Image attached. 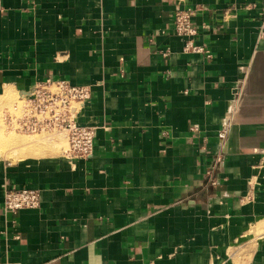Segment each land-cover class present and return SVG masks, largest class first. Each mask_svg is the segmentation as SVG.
Returning a JSON list of instances; mask_svg holds the SVG:
<instances>
[{
  "label": "crops",
  "instance_id": "obj_1",
  "mask_svg": "<svg viewBox=\"0 0 264 264\" xmlns=\"http://www.w3.org/2000/svg\"><path fill=\"white\" fill-rule=\"evenodd\" d=\"M197 9L186 52L179 9ZM264 0H0V94L92 86L88 160L0 162V264H264ZM37 189L9 212L4 190Z\"/></svg>",
  "mask_w": 264,
  "mask_h": 264
},
{
  "label": "built area",
  "instance_id": "obj_2",
  "mask_svg": "<svg viewBox=\"0 0 264 264\" xmlns=\"http://www.w3.org/2000/svg\"><path fill=\"white\" fill-rule=\"evenodd\" d=\"M197 9H179L175 13L174 32L185 39L186 52L205 53L208 51L195 43L197 29L192 19ZM261 19L264 22V8ZM21 106H15L7 116L12 129L27 135L48 134L62 136L67 149L61 154L70 160H88L95 151L96 128L84 126L79 116L93 97L92 86L73 85L65 80H46L38 82L27 91L19 92ZM40 206V192L37 189L6 188L4 190V209L18 212L37 209Z\"/></svg>",
  "mask_w": 264,
  "mask_h": 264
},
{
  "label": "rangeland",
  "instance_id": "obj_3",
  "mask_svg": "<svg viewBox=\"0 0 264 264\" xmlns=\"http://www.w3.org/2000/svg\"><path fill=\"white\" fill-rule=\"evenodd\" d=\"M7 91H11L13 93V95L15 96L13 98V100H12V98L10 99L8 96H4ZM0 97H1L0 98V120H1L0 132H3L5 135H8L9 137H11V136H14L15 138H17L19 136L24 137V135H27V134H23L19 131L12 129L11 126H9V124L7 123L8 114L10 113V111H14L15 106H21L19 101H21L23 98L21 96L19 97L18 92H16L15 90L13 91L10 88L7 89L4 92V94H0ZM6 101H10V102H9V104L3 106V104L6 103ZM11 107L13 108V110H11ZM8 109H10V110H8ZM36 136H37L38 142H35L31 145L33 147V150L37 149L38 147H47V148H49V151L46 154H41L39 156L32 155V156H28V157H42V156H47V155H51V154H61L63 150L67 149L66 140L64 138H62V136H58V135L51 136L48 134H37ZM2 141H3V139H2ZM3 142L5 143L6 141H3ZM11 144H14V143H11ZM15 145L16 144H14V146ZM18 147L23 148V147H21V145H19ZM18 160H21V159H19L18 157L0 158V162H16Z\"/></svg>",
  "mask_w": 264,
  "mask_h": 264
},
{
  "label": "bare ground",
  "instance_id": "obj_4",
  "mask_svg": "<svg viewBox=\"0 0 264 264\" xmlns=\"http://www.w3.org/2000/svg\"><path fill=\"white\" fill-rule=\"evenodd\" d=\"M4 96H8L10 99L12 98V100L15 97L11 91H7ZM9 102L10 101H6V103H4L3 106L9 104ZM11 110H13L12 107ZM1 138L3 139V141L6 142L4 143ZM35 142H38L36 135H24V137L19 136L15 138L14 136L9 137L8 135H5L3 132H0V158L18 157L19 159L22 160L27 158L28 156H32V155L39 156L41 154L48 153L49 148L47 147H38L37 149L33 150V147L31 145ZM11 143H14L16 145L14 146V144ZM19 145H21V147L23 148H19L18 147Z\"/></svg>",
  "mask_w": 264,
  "mask_h": 264
}]
</instances>
